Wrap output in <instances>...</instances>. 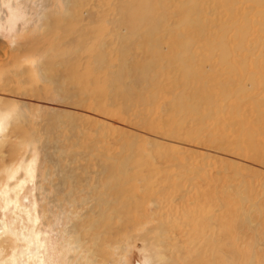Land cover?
I'll return each mask as SVG.
<instances>
[{
	"label": "rangeland",
	"instance_id": "rangeland-1",
	"mask_svg": "<svg viewBox=\"0 0 264 264\" xmlns=\"http://www.w3.org/2000/svg\"><path fill=\"white\" fill-rule=\"evenodd\" d=\"M2 1L9 10L13 0ZM116 1L75 0V14L92 12V24L82 15L65 24L62 0L43 10L48 20L36 0L17 1L8 27L0 24L2 263L38 264L35 249L27 258L20 244L38 215L45 264H147L153 253L139 235L156 254L168 240L171 264H203L216 248L221 264H264V3L147 0L162 19L147 36L145 26L140 35L122 29L121 12L113 21ZM98 162L131 170L117 189L103 178L109 188L95 190L87 168ZM152 170L159 175L138 180ZM72 223L77 248L65 243Z\"/></svg>",
	"mask_w": 264,
	"mask_h": 264
},
{
	"label": "bare ground",
	"instance_id": "bare-ground-1",
	"mask_svg": "<svg viewBox=\"0 0 264 264\" xmlns=\"http://www.w3.org/2000/svg\"><path fill=\"white\" fill-rule=\"evenodd\" d=\"M7 1H11V0H7ZM17 1H19V2H21L22 3V1H25V0H17ZM17 1L16 0H13V3L11 4V2H6V3H10L9 5V10L5 7H3V1L2 0H0V24L2 23H7V20L9 19V17H10V15H11V12H10V10L13 8H15L16 7V5H17ZM248 1H253L254 3H256V4H258V5H261V4H263L264 3V0H248ZM52 2H53V0H36V5H37V7H39L40 9H41V15H40V20H48V18H49V14L48 15H46L47 13L45 12V11H43V10H46L47 9V11H48V9H49V7L51 6V4H52ZM62 2H63V9H64V13H65V16H64V21H65V24H71L72 23V20H78L77 19V16L79 15V18L81 19L82 17H81V15L84 17V12L85 11H83V12H81V14L80 13H78V14H75V12H74V9H73V7H74V5H75V0H62ZM233 2V1H232ZM103 3V2H102ZM150 4H151V1H147V0H117L116 2H115V4H114V8H115V10H116V17H115V19L113 20V21H117V16L118 15H120L121 13V15H120V18L122 19V17L124 16V20L125 21H123V20H121V22L119 23V24H121V27H122V29H124V30H127V31H131V33H134V34H136L137 33V31H138V33H139V35H140V28L142 27V26H145V30H144V32L143 33H145V34H147V36L149 35V36H151V34H152V32H154V31H158V29L160 28V23H161V20L162 19H158V18H155L154 16H153V14H152V10H151V7H150ZM236 4V3H235ZM8 5V4H7ZM101 5V4H100ZM11 7V8H10ZM59 7V6H58ZM96 7V6H95ZM97 7H98V10H99V12L100 13H102L103 12V7L102 6H99V5H97ZM239 8V7H238ZM250 8V7H249ZM107 10V9H106ZM91 11V10H90ZM44 12V13H43ZM121 12V13H120ZM261 12V11H260ZM46 13V14H45ZM49 13V12H48ZM59 13V12H58ZM57 13V14H58ZM84 14V15H83ZM87 16L86 17H84V18H82L83 19V21L86 19V21H88V19L90 18V20H89V22L88 23H91L92 24V19H93V14H92V12L91 13H89V11H87ZM56 14H54V16H55ZM57 16V15H56ZM261 16H263V18H264V11L263 12H261ZM163 17V16H162ZM119 18V19H120ZM161 18V17H160ZM53 19V18H52ZM26 20H28V18L27 17H25L24 18V21H26ZM53 21V20H52ZM75 22V21H74ZM187 22V21H186ZM53 23V22H52ZM262 26H264V23L263 22H261L260 23ZM7 25V24H6ZM44 26H45V24H44ZM49 26V25H48ZM51 26V25H50ZM54 26V25H53ZM119 26V25H118ZM7 27H8V25H7ZM69 27V26H68ZM261 27V26H260ZM142 32V31H141ZM185 43H186V45H185V49H188V47H189V41L187 40V41H185ZM224 44V43H223ZM222 44V45H223ZM215 48V47H214ZM235 48V47H234ZM238 48H242V45L240 44L239 46H238ZM222 49V52H223V55L224 56H226V55H228L229 53H228V50H227V48H221ZM156 50V49H155ZM158 51H160V47H159V49H158ZM185 53H187V52H185ZM184 53V54H185ZM186 71H188L187 69H186ZM46 74H47V72H46ZM45 74V75H46ZM45 77V76H44ZM143 77V80L145 79V76L143 75L142 76ZM2 80V79H1ZM3 81V80H2ZM4 83H5V81H4ZM52 85H53V87H54V90H55V92L56 93H58L59 92V90H62L61 88H59L58 87V85H57V82H55V80H53L52 81ZM60 86V85H59ZM248 86V85H247ZM245 89V88H244ZM59 99H60V97H59ZM60 101V100H59ZM6 112V111H5ZM4 112V110H2V108H0V116L2 115V114H4L5 113ZM56 115H57V117H59V116H62V113H57L56 112ZM67 117H69L70 118V120H69V122H71V124H73V121H72V115H71V113L69 112L67 115H66ZM57 117H52L51 119H50V121H49V125H51L50 127H49V130H48V132H50V131H54V128H56L57 126H56V122H54L55 121V119L54 118H57ZM61 121V120H60ZM72 126V125H71ZM8 127V126H7ZM51 132V133H52ZM7 136H8V134H5L4 135V138H7ZM5 142V141H4ZM3 142V143H4ZM150 143H151V145H154V143L156 144L157 142H154V141H150ZM4 146V145H3ZM1 149V148H0ZM4 153L2 152L1 153V151H0V160H1V162H5L4 161ZM45 159L47 160V161H49V162H51V163H53L54 165H56V162L55 161H53L52 159H51V157H50V153H47L46 152V154H45ZM4 165V164H3ZM95 166V165H94ZM1 167V166H0ZM90 167L91 166H88V168H87V172H90L92 175L93 174H95V176H97V178L95 177V179L93 178V176H92V179H93V181H92V184H91V186L92 187H94V189L96 190V189H98V187L100 186V185H104L106 188H109V187H107V184H105V182L103 181L102 182V180H103V178H105V179H108L109 180V184H110V188L111 189H117L118 188V186L120 185V184H122L121 183V180H119V178L121 179V177H124L125 176V178H126V176H128L129 174V172H130V168H128L125 164H122V165H120V166H117V167H112V166H110L109 168L108 167H106L105 165L103 166V165H101V163L100 162H98L97 164H96V166L95 167H97L95 170H92L91 171V169H90ZM92 168V167H91ZM10 169V168H9ZM9 169H7V170H9ZM56 171H57V168L55 169ZM132 171H134V170H132ZM167 172H168V170H167ZM135 174H137V173H135ZM156 175H159V173L156 171V170H152L151 171V173H146L145 175H143L141 172H139V174H138V180L141 182L142 180H143V178L144 179H146L147 181H150L152 178H154ZM133 176V175H132ZM135 176H137V175H135ZM127 179H129L128 177H127ZM137 179V178H136ZM29 180V179H28ZM27 179H23L19 184H18V186H20V189H17L18 190V193H20V190L22 189V188H24V185H25V183L28 181ZM95 180V181H94ZM107 180V181H108ZM123 180V179H122ZM126 180V179H125ZM124 181V180H123ZM127 181V180H126ZM125 182V181H124ZM95 184V185H94ZM143 184V183H142ZM146 184V183H145ZM179 183H177V184H173V182H170V180H169V182H168V184H167V189H171V188H175L176 189V191L179 189V185H178ZM56 186V185H55ZM143 187H145L146 188V186H143ZM43 188H40V190H41V192L40 193H38V194H41V196L43 195V193L44 192H42L43 190H42ZM166 189V188H165ZM228 189V188H227ZM93 191V192H96V191ZM121 190V189H120ZM57 191V190H56ZM167 191V190H166ZM92 192V193H93ZM110 192V191H109ZM114 192V191H113ZM120 192V191H119ZM164 192V191H163ZM115 193V192H114ZM45 194V193H44ZM164 195H166L165 193H163ZM95 195L93 194V196L92 197H94ZM104 196H108V193L106 192L105 193V195H103L102 194V196L101 197H99L98 199L99 200H101L103 203H105L106 201H107V199H105V197ZM132 198V197H131ZM97 199V200H98ZM139 199V198H138ZM48 201H52V198H49V200ZM54 201V200H53ZM133 201V200H132ZM109 202L111 203L112 202V204L113 203H117V202H119V196H115V198H113L112 200H109ZM152 202H153V204L155 205V208H157V209H159V208H161V205L159 204V202L157 201V199H152ZM54 203V202H53ZM60 207V206H59ZM103 207V206H102ZM93 211V210H92ZM94 212V211H93ZM37 213V212H36ZM155 213V212H154ZM70 215H71V213H69ZM69 215V218L71 217ZM46 218V217H45ZM68 218V219H69ZM155 218H156V216H155ZM219 220V219H218ZM5 221V220H4ZM3 220L2 221H0V222H2L1 224H0V264H3L2 262H3V259H5V256H3V251L5 250V249H3L4 247V243L5 242H7L8 241V231H6L5 230V228L7 227V224H6V221L4 222ZM70 221V220H69ZM55 222V221H54ZM51 222H48L47 221V218L45 219V224H50ZM88 223H89V221H88ZM121 223H123V221H121ZM159 223V222H158ZM32 231L29 229V228H26V226H24L23 227V230L24 231H29L30 232V237L28 238V240H30L31 239V237H32V235H33V239H31L30 241H22L20 244H21V246H24V248L26 247V253H25V256L27 257V258H31V255H32V251L33 250H31V247H32V249H35V253L33 254L35 257H37V263L38 264H45L44 263V259H42V255H43V250H42V252H41V249L43 248V237L41 236V234L39 233V228H40V225H39V217H38V215H34L33 216V218H32ZM52 224V223H51ZM56 224V223H55ZM85 224V223H84ZM135 224H137L136 222H135ZM213 224H214V222H213ZM219 224H220V222H219ZM24 225V224H23ZM95 225H96V223H95ZM95 225H90V227L91 228H96V226ZM140 225V224H139ZM54 226V225H53ZM85 226V225H84ZM114 225H110V227H109V230L110 229H112V227H113ZM158 227H159V225H157ZM218 221L216 220V228H218ZM86 227V226H85ZM117 228H119L118 226H117ZM77 227H76V225H75V223H72V224H68L65 228H64V234L66 235V236H68L67 238H66V240H65V243H66V245H68L69 246V248H73V247H76L77 248V244L80 242V240H81V238L78 236V235H76V233H77ZM97 229V228H96ZM8 230V229H7ZM14 230V229H13ZM150 231H151V229H149ZM12 231V230H11ZM14 231H16V230H14ZM8 232V233H7ZM41 232H43V227H42V229H41ZM17 234L18 235H20V236H24L25 237V235H27V234H25L24 235V232H22L21 234H20V232H17ZM201 235L202 236H204L206 239H211V238H213V236H214V241H216L217 240V237H218V234L217 233H215V232H211L210 234H205V233H203V231L201 232ZM15 236H16V234H15ZM74 236V238L72 239V241H73V245L71 244V237H73ZM144 236H142V235H139V238L140 239H142V240H144L145 241V248L148 250V248H149V245H150V248H151V252L153 253V254H151V256L152 257H149V259H148V261H147V264H159V263H164V264H171V262L172 261H174V260H172L171 258H168V256H167V251H164L163 250V247H165L166 246V244L169 242L168 240H163L162 242L160 241V243H161V247H162V249H161V252L162 253H160V254H156L155 253V248H154V246L153 245H151V243L150 242H148V240L146 241L144 238H143ZM19 239V238H18ZM26 239V238H25ZM94 239H95V241H98L97 239H98V236H95L94 237ZM176 241H177V239H176ZM179 241V240H178ZM14 243H15V241H14ZM121 247V246H120ZM182 247V245H180L179 244V248L178 249H180ZM118 248V247H117ZM223 254L221 251H218V249L216 248V251H214L213 253H212V255H206L207 256V258H205L203 261H202V263L203 264H206V263H208V262H212V261H214V263L215 264H221L220 263V257H221V254ZM42 254V255H41ZM156 254V255H155ZM33 255H32V257H33ZM156 256H158V258L156 257ZM226 256H227V258H228V260L230 261V260H232V262H233V259L236 257L235 255L233 256V254H231V248H230V246H228V245H226ZM71 258V257H70ZM162 258L164 259V260H162ZM32 259V258H31ZM42 259V260H41ZM159 260H162V261H159ZM9 261L11 262V264H15L17 261L14 259V258H10L9 259ZM166 261V262H165ZM179 261H177V262H175V263H178ZM28 263H30V261L28 262V261H24V263L23 264H28ZM180 264V263H179ZM187 264V263H186Z\"/></svg>",
	"mask_w": 264,
	"mask_h": 264
}]
</instances>
